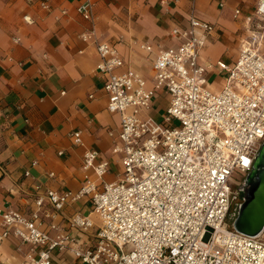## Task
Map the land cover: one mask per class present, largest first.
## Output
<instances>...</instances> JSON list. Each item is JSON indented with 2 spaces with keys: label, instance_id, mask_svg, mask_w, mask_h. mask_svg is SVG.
<instances>
[{
  "label": "built area",
  "instance_id": "2783aa9c",
  "mask_svg": "<svg viewBox=\"0 0 264 264\" xmlns=\"http://www.w3.org/2000/svg\"><path fill=\"white\" fill-rule=\"evenodd\" d=\"M39 3L49 7V0ZM93 8L94 0H84L77 10L92 20ZM240 13L235 9L234 17ZM23 19L33 22L29 15ZM244 20L248 35L233 64L216 61L227 72L218 90L209 86L207 66L200 63L214 26L194 15L186 27L171 30L175 44L159 46L150 87L134 70L118 71L124 61L115 45L99 40L93 29L81 33L83 41L95 44L107 110L120 115L113 151L120 154L122 169L114 181H104L109 161L88 149L78 191L40 192L37 185L36 208L29 215L0 202V244L14 234L29 246L18 264H52L56 249L70 251L83 264H264V233L242 234L227 220L243 196V180L231 182L235 174L244 179L264 142V0H257ZM162 92L168 106L157 122L148 111ZM71 135L82 143L80 130ZM79 200L90 202L99 217L96 242L88 247L64 230L50 235L40 227L46 203L45 215L55 220L65 205ZM68 223L84 234L96 225L80 212Z\"/></svg>",
  "mask_w": 264,
  "mask_h": 264
},
{
  "label": "crops",
  "instance_id": "0c3cea01",
  "mask_svg": "<svg viewBox=\"0 0 264 264\" xmlns=\"http://www.w3.org/2000/svg\"><path fill=\"white\" fill-rule=\"evenodd\" d=\"M0 0V202L29 215L34 200L47 188L78 191L84 182V152L98 151L100 159L121 171L119 143L120 115L107 110L104 76L97 71L99 56L95 44L81 39L82 32L94 30L101 41L117 48L124 65L118 71L134 70L152 85L153 61L160 47L175 44L174 27H186L190 15L213 24L202 49L200 63L207 66L206 78L215 90L222 87L214 75L216 61H235L248 31L244 20L257 0H94L93 19H85L77 7L84 0ZM241 13L234 17V10ZM29 15L32 23H27ZM19 37L18 41L15 38ZM152 45V50L142 48ZM216 83L219 85H216ZM148 115L153 117V106ZM80 130L81 144L71 132ZM36 161V164L33 162ZM29 175H25V171ZM50 173H53L50 175ZM40 212V227L56 235L61 230L76 235L86 247L96 242L99 217L86 200L70 201L55 220ZM80 212L95 226L89 233L70 227L68 218ZM52 222L59 229L50 227ZM29 250L14 234L0 244V264H18ZM52 264H83L70 251L54 250Z\"/></svg>",
  "mask_w": 264,
  "mask_h": 264
},
{
  "label": "water",
  "instance_id": "95a60500",
  "mask_svg": "<svg viewBox=\"0 0 264 264\" xmlns=\"http://www.w3.org/2000/svg\"><path fill=\"white\" fill-rule=\"evenodd\" d=\"M240 189L242 201L232 217V227L242 234L257 237L264 233V142Z\"/></svg>",
  "mask_w": 264,
  "mask_h": 264
},
{
  "label": "rangeland",
  "instance_id": "374dc122",
  "mask_svg": "<svg viewBox=\"0 0 264 264\" xmlns=\"http://www.w3.org/2000/svg\"><path fill=\"white\" fill-rule=\"evenodd\" d=\"M227 75V72H216L214 75V78L216 80V82H218L220 84L221 79L223 77H225ZM216 85H218L216 83ZM219 87V85H218ZM168 106V101H166V99L164 97H159L156 99L154 106H153V118L155 121L157 122H162L163 121V117L164 115H166V108ZM178 121H173V124L178 125ZM116 172V169L111 168V170L109 171V173L107 175H105V179L109 180L110 177H113L114 174ZM243 180V178H241L239 175L235 174V179L231 182V185H239L241 183V181ZM96 214V213H95Z\"/></svg>",
  "mask_w": 264,
  "mask_h": 264
},
{
  "label": "trees",
  "instance_id": "16d2710c",
  "mask_svg": "<svg viewBox=\"0 0 264 264\" xmlns=\"http://www.w3.org/2000/svg\"><path fill=\"white\" fill-rule=\"evenodd\" d=\"M231 212L228 214V218H227V220H228V222H229V224L230 225H232V221H233V218L231 217Z\"/></svg>",
  "mask_w": 264,
  "mask_h": 264
}]
</instances>
